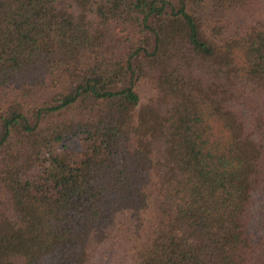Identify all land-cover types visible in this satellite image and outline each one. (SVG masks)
I'll return each instance as SVG.
<instances>
[{
    "label": "trees",
    "instance_id": "1",
    "mask_svg": "<svg viewBox=\"0 0 264 264\" xmlns=\"http://www.w3.org/2000/svg\"><path fill=\"white\" fill-rule=\"evenodd\" d=\"M0 264H264V0H0Z\"/></svg>",
    "mask_w": 264,
    "mask_h": 264
}]
</instances>
